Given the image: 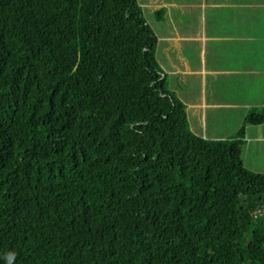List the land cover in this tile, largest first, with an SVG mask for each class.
<instances>
[{
	"label": "trees",
	"instance_id": "1",
	"mask_svg": "<svg viewBox=\"0 0 264 264\" xmlns=\"http://www.w3.org/2000/svg\"><path fill=\"white\" fill-rule=\"evenodd\" d=\"M158 43L137 0H0V264H264V98L197 136Z\"/></svg>",
	"mask_w": 264,
	"mask_h": 264
},
{
	"label": "crops",
	"instance_id": "2",
	"mask_svg": "<svg viewBox=\"0 0 264 264\" xmlns=\"http://www.w3.org/2000/svg\"><path fill=\"white\" fill-rule=\"evenodd\" d=\"M157 4L150 5L152 12L165 11L164 5ZM198 6L201 12L196 30L184 22L186 11L167 19L169 27L157 35V59L159 56L165 66L178 68V75L185 80L200 77L198 98L189 102L190 110L199 109L202 115L197 117L200 129L198 133L194 129V133L203 139L217 140L218 133L210 132V121L222 125L238 118V131L252 110L263 107L264 2L202 0ZM255 9L260 10L259 14ZM194 67L200 69L194 71ZM184 103L187 107V101ZM190 110L187 107L188 120L193 126ZM211 113L227 117L223 122L215 116L209 117ZM254 129L257 130L253 133ZM245 141L242 158L246 153L251 163L259 155L264 157V125L248 126ZM249 169L264 175V167L261 172Z\"/></svg>",
	"mask_w": 264,
	"mask_h": 264
},
{
	"label": "rangeland",
	"instance_id": "3",
	"mask_svg": "<svg viewBox=\"0 0 264 264\" xmlns=\"http://www.w3.org/2000/svg\"><path fill=\"white\" fill-rule=\"evenodd\" d=\"M139 5L142 7L143 9V13L144 16L148 22V24L150 25V27L152 28V30L156 33V35L160 34L161 32H163V30H167V28L169 27L168 24L169 22H167V19L171 20V16H176V15H181L184 14V11H186L188 14H186V18L184 22H187L189 24V27H191L192 29L196 30L198 28V16L199 13L201 12L200 7L198 6L199 3L202 0H137ZM218 2H223V1H228V0H217ZM238 1H251V0H238ZM255 2L258 1H262L264 2V0H253ZM157 5H164V7L162 9H165V15L163 18V22L162 21H158L156 16H155V11H151L152 8L150 7V5H152L153 3H157ZM155 7V6H154ZM199 7V9H198ZM158 7H156L157 9ZM256 14H259L260 10L259 9H255ZM264 13V12H263ZM168 17V18H167ZM178 27V25H177ZM180 29V27H179ZM158 55V50H157V54H156V58ZM158 64L160 65L161 69L165 72V74L168 75V80H169V90L172 91L173 93H175V95L184 103V101H187V107L190 110V103H192L195 99L197 100L198 98V94H199V89L201 87V80L199 76H192L191 78L193 80H185V78H183L182 76H179L177 73L178 68H170L165 66V62L161 61L160 57L158 56L157 59ZM194 71L199 70L200 68L198 67H194L192 68ZM170 75H169V74ZM228 95H226L225 98H227ZM232 97V96H231ZM185 104V103H184ZM255 110H252L251 112H253ZM199 109H195V110H190L191 113V119L193 122V126L192 124H190V129L191 131L194 133V129L195 131L198 133V129H200L199 127V122H198V116H202L201 112ZM224 113V112H222ZM215 116V118L217 120L222 119V121L224 122V120L226 119L227 116H225L224 114H219L216 115L212 114L209 115V117H213ZM218 123V124H216ZM239 123V119L236 118L235 120H229L225 123H222V125L217 121V122H209V126H210V132H212V134L214 135V133H218L217 135H215L217 137V140H227L229 139L231 136L234 135V133L237 131V125ZM217 129V131H215ZM257 129H254L253 133L256 131ZM195 134V133H194ZM211 134V133H210ZM211 138V136H210ZM211 140V139H208ZM243 159L244 162L247 166V168L249 169V167L251 169H253L254 171H259L261 172V170L264 167V157L262 155H259L255 160H251V163L248 162L249 157L247 156V154L245 153L243 155ZM252 165L254 167H252ZM250 170V169H249ZM252 171V170H251Z\"/></svg>",
	"mask_w": 264,
	"mask_h": 264
},
{
	"label": "built area",
	"instance_id": "4",
	"mask_svg": "<svg viewBox=\"0 0 264 264\" xmlns=\"http://www.w3.org/2000/svg\"><path fill=\"white\" fill-rule=\"evenodd\" d=\"M260 215L261 216L264 215V207L261 208L259 211L256 212V214L254 215V218H257Z\"/></svg>",
	"mask_w": 264,
	"mask_h": 264
}]
</instances>
